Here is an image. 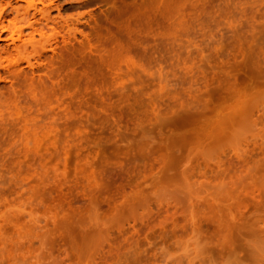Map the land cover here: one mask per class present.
<instances>
[{
	"label": "rangeland",
	"instance_id": "374dc122",
	"mask_svg": "<svg viewBox=\"0 0 264 264\" xmlns=\"http://www.w3.org/2000/svg\"><path fill=\"white\" fill-rule=\"evenodd\" d=\"M42 3L95 58L90 99H0L27 128L0 162V264H264V0Z\"/></svg>",
	"mask_w": 264,
	"mask_h": 264
},
{
	"label": "bare ground",
	"instance_id": "6f19581e",
	"mask_svg": "<svg viewBox=\"0 0 264 264\" xmlns=\"http://www.w3.org/2000/svg\"><path fill=\"white\" fill-rule=\"evenodd\" d=\"M37 2L42 8H38ZM37 2L28 0L25 9L19 5L24 9L21 15H19V6L12 8L9 11L10 14H15L12 19L7 18L11 16L10 14H8L10 16L6 15V0L3 1V7L0 5V38L1 35H5V43L0 49V66L4 69L3 76L7 82L2 81L0 99L6 105V99H10L6 92L15 85L17 88L27 86L32 93L36 92L40 96L36 101H29L30 107L41 108L54 101L57 105H65L68 108L74 105L79 96L81 99H86L84 96L87 97V93L83 96L86 92L85 70L93 64L95 58L87 53L81 42L77 40L79 44L76 43L77 37L74 34L76 32L72 33L73 29L68 28L67 23L52 20L49 14H46L48 8L44 7L42 0ZM7 5L10 7V3ZM36 14L40 17L38 21ZM29 18L37 22V26H33ZM20 22L25 23L30 31L25 33L26 28L17 26ZM75 66L78 67L79 74L74 73ZM70 85L76 88V93L72 95ZM59 94L66 99L59 101L57 98ZM106 97L111 100L113 94L108 93ZM89 99L87 97V101ZM2 119L0 120V153L3 156L0 155V162L3 163V168H6V155L13 156L7 161L13 164L20 162V154L25 153L24 149L11 150L16 142L24 138L27 128L24 122L17 118L13 121ZM67 128L68 125L65 126V130ZM3 197H6V188L0 187V198Z\"/></svg>",
	"mask_w": 264,
	"mask_h": 264
}]
</instances>
